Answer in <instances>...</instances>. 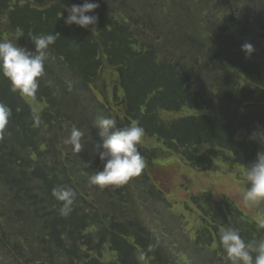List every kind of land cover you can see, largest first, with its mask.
<instances>
[{"label": "trees", "instance_id": "trees-1", "mask_svg": "<svg viewBox=\"0 0 264 264\" xmlns=\"http://www.w3.org/2000/svg\"><path fill=\"white\" fill-rule=\"evenodd\" d=\"M83 2L0 0V39L35 53L29 32L57 35L34 98L48 108L42 125L27 102L32 98L12 92L0 73V102L12 110L0 131V181L9 214L8 229L0 216V259L105 264L102 252L109 245L117 259L108 264H180L144 224L112 221L104 229L91 211L94 201L115 204L134 217L141 209L155 212V205L173 207L148 167L123 186L89 183L103 169L94 150L100 142L95 122L112 115L103 101L110 95L115 107H125L128 121L145 129V139L162 146L158 158L172 156L198 171L216 168L218 162L251 166L264 151L249 138L264 129V49L253 37L264 38V0H94L100 5L89 13L99 18L94 30L65 23L64 8ZM18 28L25 35L16 41ZM147 33L154 38L141 41L139 35ZM245 43L254 47L250 57L241 50ZM106 71L119 79L113 80L111 93L99 85ZM185 109L195 113L166 116ZM73 126L84 133L81 153L65 143ZM141 153L147 160L151 154ZM57 186L76 193L67 216L52 195ZM189 205L200 213L190 246L209 251L216 244L209 255L199 254L196 264H229L220 246L221 228H238L246 240L264 238L259 223L211 192L191 194ZM160 214L155 215L158 225L170 233L169 216ZM29 227L26 246L19 238ZM92 227H99L96 234ZM173 242L180 248L178 240Z\"/></svg>", "mask_w": 264, "mask_h": 264}, {"label": "clouds", "instance_id": "clouds-1", "mask_svg": "<svg viewBox=\"0 0 264 264\" xmlns=\"http://www.w3.org/2000/svg\"><path fill=\"white\" fill-rule=\"evenodd\" d=\"M99 6L94 0H84L82 5L66 6L64 11L68 12V16L65 23L85 29L93 26L94 30L99 18L89 13H94ZM13 35L18 41L25 33L18 28ZM28 36L35 45V53L12 40L0 39V73L10 81L12 92L34 99L40 86L39 79L45 72L48 50L54 45L57 35L43 33L33 35L29 32ZM241 50L250 57L254 47L250 43H245ZM11 117V108L0 102V131L7 128ZM117 122L116 118H99L95 122L100 142L94 143V150L103 163V169L90 176L91 185L100 188L123 186L133 178L141 176L147 167L146 158L140 151L146 136L145 129L139 122H131L123 127H117ZM83 137L84 133L73 126L65 143L72 145L74 153H81L84 149ZM249 138L264 146V129L258 128ZM243 177V183L248 185L242 194L244 204H264V151H259L256 161L251 166H246ZM52 195L62 202L61 215H69L76 193L70 188L57 186L53 188ZM259 227L264 228V224ZM218 235L220 246L229 264H264V238L246 240L235 227L221 228Z\"/></svg>", "mask_w": 264, "mask_h": 264}, {"label": "rangeland", "instance_id": "rangeland-1", "mask_svg": "<svg viewBox=\"0 0 264 264\" xmlns=\"http://www.w3.org/2000/svg\"><path fill=\"white\" fill-rule=\"evenodd\" d=\"M204 1L208 2V0ZM139 37L141 41L152 40L154 35H149L147 33L146 35H139ZM253 37L260 39L261 43H263L262 48L264 49V38H259L258 33H255ZM116 79L115 74H111L106 71L104 76L99 81V85L101 87L105 85L107 92L111 93V88L109 87L112 85L113 80L116 81ZM31 104L35 109L37 120L39 122L42 121V116L48 109L47 106L44 103H36L34 100L31 101ZM192 112L193 111L191 110L185 109L182 114H191ZM166 116L172 117L176 115ZM89 136L91 137L90 134ZM140 147L143 148L144 154L148 152L151 153L149 154L148 160L146 159L147 167L150 171L149 175L153 180L155 179V181L166 191V193L170 194L169 199L171 201H181L183 198L188 196L187 192L198 193L199 191L208 190L212 191L216 197L226 198L234 202L247 215L251 216L259 223L264 224V204L245 205L243 202L242 194L247 188V185L243 183L244 169H239L238 167L218 162L219 171L204 172L193 170L189 166H185L182 161L172 156H163L158 158L156 153L159 152L160 149L163 150V148L160 144H157L154 141L144 138ZM148 162L151 163L152 166H149ZM154 162L155 164H153ZM7 205L8 201L6 191L1 186L0 181V216L4 218L2 225L5 229L9 228ZM155 212H157L158 215H161L160 213L167 216L171 214L172 225L170 226V230L174 235L173 237L164 240V243L172 247L173 244H171V241L178 240L180 247H184L186 249V253H178V251L172 248L173 253L177 252V259L179 262L181 261L180 263H183L184 261V264H196L199 254H202V257L210 254L207 250L205 251L203 249L201 250L190 246L189 239L194 237V228L198 225V219L194 215H189L185 212L183 206L175 205L171 210H164L160 209L159 205H155ZM154 222L155 220L153 219V223ZM114 260H116L115 254L109 250L108 246H105L102 261L105 264H108Z\"/></svg>", "mask_w": 264, "mask_h": 264}, {"label": "bare ground", "instance_id": "bare-ground-1", "mask_svg": "<svg viewBox=\"0 0 264 264\" xmlns=\"http://www.w3.org/2000/svg\"><path fill=\"white\" fill-rule=\"evenodd\" d=\"M159 241H162L163 239L161 238V236H159L158 238H157Z\"/></svg>", "mask_w": 264, "mask_h": 264}]
</instances>
